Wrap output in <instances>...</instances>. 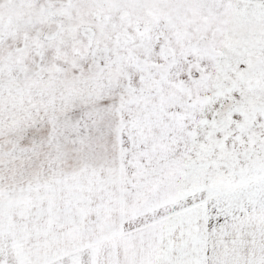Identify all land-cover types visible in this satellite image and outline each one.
<instances>
[{"label": "snow or ice", "instance_id": "6c2138e0", "mask_svg": "<svg viewBox=\"0 0 264 264\" xmlns=\"http://www.w3.org/2000/svg\"><path fill=\"white\" fill-rule=\"evenodd\" d=\"M0 264H264V0H0Z\"/></svg>", "mask_w": 264, "mask_h": 264}]
</instances>
